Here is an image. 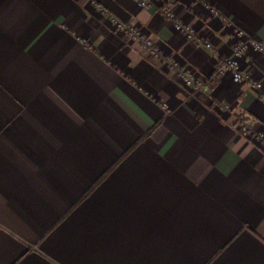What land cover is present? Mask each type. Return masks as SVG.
I'll return each instance as SVG.
<instances>
[{
	"label": "crops",
	"instance_id": "1",
	"mask_svg": "<svg viewBox=\"0 0 264 264\" xmlns=\"http://www.w3.org/2000/svg\"><path fill=\"white\" fill-rule=\"evenodd\" d=\"M141 1L0 0V264H264V56L216 73L264 0Z\"/></svg>",
	"mask_w": 264,
	"mask_h": 264
},
{
	"label": "built area",
	"instance_id": "2",
	"mask_svg": "<svg viewBox=\"0 0 264 264\" xmlns=\"http://www.w3.org/2000/svg\"><path fill=\"white\" fill-rule=\"evenodd\" d=\"M139 6L141 8L149 7L150 1L143 0L139 3ZM212 12L216 16H220L225 26H230L232 24L228 17L220 15L216 9H212ZM162 13L168 19L174 21L175 15L171 5L164 7ZM113 22L117 30L126 33L131 39L138 41L148 53L157 57L162 56L161 51L156 46V44L152 40L146 38L134 24L123 23L115 19H113ZM175 28L176 30L184 33L189 40L198 41L197 29L193 25H187L180 23L179 21H175ZM201 43L206 49L214 50L213 43L209 39H203ZM250 50H253L264 56V42L255 39L241 28H234L231 50L227 55H218L216 61V73L219 75L230 73L234 82H247L254 89H261L263 86L262 82L251 74L244 73L242 69V61ZM167 62L170 69L177 72L183 78L185 85L191 90L195 92L203 90L204 87L209 83V80L207 82L195 81L190 72L180 66V63L177 59L171 58L168 59ZM221 109H225V107L221 106ZM235 127L236 130L247 139L251 141H258L262 144L264 143V129L257 132L248 122L242 118L237 119Z\"/></svg>",
	"mask_w": 264,
	"mask_h": 264
}]
</instances>
